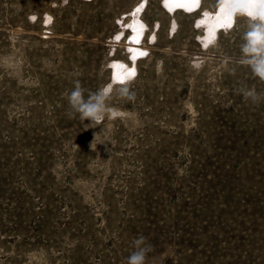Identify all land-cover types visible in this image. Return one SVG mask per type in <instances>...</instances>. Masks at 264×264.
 <instances>
[{
  "label": "rangeland",
  "instance_id": "rangeland-1",
  "mask_svg": "<svg viewBox=\"0 0 264 264\" xmlns=\"http://www.w3.org/2000/svg\"><path fill=\"white\" fill-rule=\"evenodd\" d=\"M235 1L0 0V264H126L141 236L147 264H264L258 6L225 23ZM77 81L115 116L69 118Z\"/></svg>",
  "mask_w": 264,
  "mask_h": 264
},
{
  "label": "clouds",
  "instance_id": "clouds-1",
  "mask_svg": "<svg viewBox=\"0 0 264 264\" xmlns=\"http://www.w3.org/2000/svg\"><path fill=\"white\" fill-rule=\"evenodd\" d=\"M257 3V10L247 13L255 23L250 25V30L244 36L241 53L243 64L250 68L255 77L264 82V0H257ZM113 94V90L105 86L85 96V90L77 81L67 96L69 118L78 115L82 121L90 120L89 127L103 123L106 118L116 114L115 109L109 105ZM117 94L124 99H134V93L127 86L121 87ZM242 95L245 100H251L253 103L261 99V95L255 89L244 90ZM134 247L135 251L127 257L126 264H147L148 253L152 251V246L147 243L146 238L142 236L137 238Z\"/></svg>",
  "mask_w": 264,
  "mask_h": 264
},
{
  "label": "bare ground",
  "instance_id": "bare-ground-1",
  "mask_svg": "<svg viewBox=\"0 0 264 264\" xmlns=\"http://www.w3.org/2000/svg\"><path fill=\"white\" fill-rule=\"evenodd\" d=\"M251 2L248 6H250V8H254L256 6H258L257 0H240V1H235L234 3L232 2L231 5H228V8L225 10L226 16L228 18V20L225 21V23H230L231 22V17L233 16V12L236 6H242V5H246V3ZM196 1H194L195 3ZM238 7V8H239ZM248 8V7H247ZM257 8V7H256ZM249 9V8H248ZM252 10V9H251ZM257 10V9H256ZM253 11V10H252ZM251 11V12H252ZM250 12V10H249Z\"/></svg>",
  "mask_w": 264,
  "mask_h": 264
},
{
  "label": "snow or ice",
  "instance_id": "snow-or-ice-1",
  "mask_svg": "<svg viewBox=\"0 0 264 264\" xmlns=\"http://www.w3.org/2000/svg\"><path fill=\"white\" fill-rule=\"evenodd\" d=\"M143 54V53H142ZM131 75H134V73H131Z\"/></svg>",
  "mask_w": 264,
  "mask_h": 264
}]
</instances>
